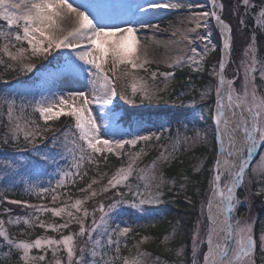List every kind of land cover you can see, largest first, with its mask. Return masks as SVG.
<instances>
[{
    "label": "snow or ice",
    "instance_id": "snow-or-ice-1",
    "mask_svg": "<svg viewBox=\"0 0 264 264\" xmlns=\"http://www.w3.org/2000/svg\"><path fill=\"white\" fill-rule=\"evenodd\" d=\"M211 2L213 8L210 12L192 13L195 27L190 31L196 32L201 27L209 28L208 18L211 17L214 18L223 37V58L218 63V69H213L218 77L214 121L220 153L215 161L212 196L207 202L208 224L205 228V237L202 239L199 232L194 233L191 264H256L257 239L254 236V225L249 220H242L232 213L235 212L237 205L242 203L237 196V190L245 185L250 165L253 175L259 173L264 176V155H261L255 164L252 163L257 146L264 145V94L260 91L264 88V83L261 85L256 83L257 78L264 82V59L257 57V38L253 34L243 50L236 69L237 74L232 79L225 78L226 64L230 62L233 51V28L222 19L225 5L217 4V0ZM242 4L245 15L248 14L249 8L254 7L251 0H242ZM119 7L121 6L91 2V0H79V2L78 0H0V22L5 25L0 28V62H3V57L6 56L18 64L21 71L31 72L35 64L30 61L46 59L54 52L66 50L63 63L58 65L56 72L47 74L45 80L54 81L61 76L75 73L84 76L85 79L91 78L89 82L92 85L89 92L69 91L61 94L50 92L49 95H41L40 100L35 102H21L19 108L14 99L0 98V104L7 106L8 133L3 142L7 143L8 138L19 141L22 134L24 141L33 146L37 157L44 163H57L48 152H41L36 146L37 140L47 139L44 133L51 129L41 127L38 120L26 114V108L31 107L32 113L38 114L44 125L62 116L73 120V125L63 133L64 141L61 143L64 151L59 156L60 160L65 161V167L57 172L55 187L51 186V181L48 182V187L38 182H29L25 189L26 194L43 199L46 194L53 193L51 200L56 202L60 198L59 194H56V189L65 187L69 183L75 185L77 178L82 181L88 175L86 165H95L99 176V179L92 177L84 188L79 189L80 192L89 195L72 202L71 194L65 193L68 199L60 207L31 204L26 200H8L3 193H0V205L7 201L33 210L31 215L21 217L12 216L11 209H4L8 219L6 221L0 218V245L3 246L0 251H3L6 259L0 261V264H8L14 255L22 264H115L118 258L122 260V264H145L142 258L146 255L144 253H138L134 258L119 257L120 237L127 236L132 229L114 222L111 217L121 205L128 203L129 193L133 201L129 207L133 209L160 202L162 195L160 189L166 181L163 172L157 175L156 168L158 164H166L175 159L179 141H173L171 152L167 147L161 146L164 151L157 159L150 166L139 170L138 178L145 181L144 191H140V185H136L134 189L129 178L136 171L135 166L143 155V149L139 152L127 153L123 150L126 145L135 148L141 141L147 142L153 138L159 140L162 133L137 134L131 139L107 138L113 129L118 127L119 117L108 106L112 105L113 98L118 95L116 83L122 76L130 78L128 87L131 89V97L134 98L139 93L144 100L159 98L157 89L150 88L142 77L135 75L136 70L144 69L145 65L150 63L147 50L137 36V27L130 20L124 25L109 23L118 18L119 13L116 10ZM136 7L138 12L145 13L149 9L161 7L179 9L182 5L149 2L147 7L140 5ZM67 23L71 26L67 27ZM138 23L141 28L150 27L143 21ZM240 24L245 26L243 18ZM256 24L264 28V4L260 6ZM208 38L206 35L192 37L188 34L183 37L190 44L195 43L196 39L207 41ZM190 51L192 55L187 57V61L197 66L194 70L201 71V60L197 59V49L193 47ZM207 51L209 47L206 44L205 53ZM109 63L112 65L111 76L105 69V65ZM181 63V57H176L173 61L176 66H180ZM121 69H123L122 73ZM151 75L153 79L156 77L155 72ZM162 75L167 79L174 74L167 72ZM237 79L241 81L239 90L235 87ZM119 95L129 104L135 103L125 91H121ZM206 95L208 92L203 91L201 98ZM92 105L106 109L100 113L103 118L102 124L98 122ZM228 111H231L232 119L228 118ZM73 128L75 131L72 130ZM237 132L243 135V143L239 148L236 147ZM69 135L73 137L71 141L68 140ZM52 144L53 148L57 147L56 137H53ZM65 152L67 155L64 154ZM110 154L117 158L127 155L128 162L118 167L102 188L94 189L93 185L98 184L107 175L99 172L101 159L107 163ZM233 157H239V164L232 159ZM69 158H71L70 163H68ZM16 168L17 165L12 162L4 165L5 172ZM247 182L250 184L251 180L247 179ZM258 182L262 187L256 194H264V179ZM121 186L127 188L128 192L117 191L116 197L107 206L100 202L91 211L84 207L92 198L112 189H119ZM213 201H218L215 203V213L212 211ZM97 211L101 213L99 220L95 215ZM40 213H51L54 217L63 218L64 222L45 223L40 220L38 215ZM90 216L91 225L88 226L86 222ZM6 223L12 226L23 223L28 228L38 226L55 232L68 229L75 223L79 225V229L75 233L62 235L59 239L41 236L28 241L17 240L10 236L8 228L5 227ZM77 236L86 237L85 245L80 246L79 249L76 243ZM174 236L175 232L165 239L169 240ZM204 244L207 248L201 261L200 247ZM259 245L261 252H264V230L259 236ZM34 249L39 250L41 254L33 255ZM49 251L52 254L51 260L47 259ZM61 252H66L65 259L61 258ZM113 252L115 254H111ZM176 255L178 257L183 255L182 247L176 250Z\"/></svg>",
    "mask_w": 264,
    "mask_h": 264
},
{
    "label": "rangeland",
    "instance_id": "rangeland-1",
    "mask_svg": "<svg viewBox=\"0 0 264 264\" xmlns=\"http://www.w3.org/2000/svg\"><path fill=\"white\" fill-rule=\"evenodd\" d=\"M154 1L155 0H91V2H103V3H107V4L121 6L116 10L119 13L118 18H115V19L109 21V23L119 24V25H124L126 21H129V20L131 21V19L134 17L136 18V17L146 16V14L151 9H149L145 13H141V12L137 11L136 6L140 5V6L147 7L149 2H154ZM168 1H170L172 4L182 5V7H180L179 9L170 8L169 14H168V16L171 17L172 21L174 20L175 22L179 23V28L173 29V31H166L165 33L162 34V35H165L167 38H171V43L173 44V48L176 50H175L174 54H172V55H164V56L163 55H153L151 57H148L150 63L145 65L144 69L136 70V72H135V75H137L138 77H142L150 88H155V89H156V87H154L152 85V82H150V81L154 80L152 78V75H151L153 72L156 73L155 78L161 82V89H163L167 86V84H165V83L169 82L170 78L166 79L162 75V73H167V72L172 73V71H169L165 68L189 66L191 69L194 70V68L197 67L196 65H192L191 62L187 61V57L189 55H192V53L190 51L191 48L195 47L197 49V59L201 60V64H200V67H202L201 71L204 70V68L206 66V62L209 61L208 55L211 52L215 51L217 49V46H221V54L223 53V37L220 34V32L216 26V22H215L214 18H211V17L208 18L209 28L201 27L200 29H197L196 32L190 31V29L195 27V24L192 22V13H194V12H210L213 8L211 0H168ZM78 2H79V0H78ZM227 2L229 3L228 8H227V4H224L222 2V0H217V4L223 3L225 5L222 17L223 16H229L231 14V17H230L231 21L233 24L236 25V26L234 25V28L237 30V33L239 32V35H240L238 42H237V44H238L237 47L239 49L238 57L236 58V60H234L233 51H232V54L230 57V62L226 64V68H225V72H224L226 74L227 78L232 79L234 77V75L237 74L236 69L239 65L241 58H242L243 50L245 49L247 44L250 42V37L253 34H255L256 38H257V57H258V59H264V50L261 48V45H259V43H258V34L255 31V28L259 27L256 24V16L258 15L261 4H264V0H251V3L254 7L249 8L247 15H245V10H244V6L242 4V0H227ZM237 8H238V11H237ZM130 16L132 18H130L128 20H124L125 18H128ZM241 18H243L245 26H241V24H240ZM4 26H5L4 23L0 22V28H2ZM70 26H67V27H70ZM209 29H210V35H209ZM185 34H188L192 37H197L198 35H206L209 38L207 41H201L199 39H196L195 43L190 44L188 41L183 39ZM233 41H234V37H233ZM206 44L209 47V51H207V53H205V45ZM59 52L60 53H58V52L53 53V54L58 53L57 57L54 59V62H55L54 66L50 65L47 68L38 69L37 60L36 61L35 60L30 61V63L35 64V68L32 70L35 72L33 75H28L30 72L29 73L23 72L21 70L17 71V69H20V66L18 64H15L13 61L9 60L6 56H4L3 62L6 63L9 67H11L12 72L23 73L22 78H26L28 76L29 81H27V80L26 81H17L13 85H11L10 83H7L8 81L6 80L5 83H7V84H5L4 87L0 88V89H3V90H0V98L14 99L16 101L17 108H19V105L21 104V102H27V101L35 102L37 100H40L41 95H49L50 92H55L56 94L67 93L69 91L89 92L90 91L89 79H85L84 76L78 75L75 73H71V74L61 76L54 81L53 80H48V81L45 80V77L47 76V74L56 72L58 65L63 63V56L66 55L67 52H66V50H60ZM176 57L182 58V63L180 64V66H176L173 64V61L175 60ZM201 57H202V59H201ZM220 60H221V57L216 59L213 62L210 61L208 63L209 75H210L211 80L208 82V85L205 88L201 89L202 91L208 92V95H206L205 98H209V96H211L210 94H213V96L215 97V100H216L215 89L218 85V77L214 74L213 69L214 68L218 69V63ZM3 62H1V63H3ZM170 65H172V66H170ZM111 68H112L111 63L105 65V69H106V71H108L110 76L112 75ZM122 70L123 69H121V71ZM15 71H17V72H15ZM12 72H10V73H12ZM25 73H26V75H25ZM240 75L242 76V73ZM257 76H258V73H257ZM126 79L127 80H126L125 84H127V87H126L125 92L127 95H129L130 98H133V97H131V89H130V87H128V85L130 84V78H126ZM121 81L123 82V77H121ZM240 83H241L240 79H237L235 82V87L238 90L240 88ZM256 83H257V85H261L264 82H262L259 78H257ZM260 91H261V94H264V88H261ZM117 92H118V90H117ZM157 96L159 97L158 99H153V100L149 101V100L142 99L141 95L139 93H137V95L133 99L135 101H137V104L146 103L150 106L152 105V103H150V102H155L158 100L163 101L166 99V97L162 98L158 94V92H157ZM117 98H119V94L113 98V103H112V105L108 106V108L118 115V117H119V119L117 120L118 127H115L113 129V132L107 138L131 139L133 135H137V134L138 135H151V134L160 135L162 133V135H160V139H164L170 135V132H171L170 121L169 120H167V121L161 120V118H159V117H156V118L154 117L153 120H150L147 117L144 118L141 116H134L131 124L123 123L121 121V116H122L121 114L123 113V111L120 107H118L116 105V104H118L116 102ZM121 100H122L123 104H125V102L128 103L123 98H121ZM123 104L120 103V105H123ZM129 105L136 106L135 104H129ZM210 106H211V102L207 103L205 105V107H203V108L208 111L211 108ZM215 106H216V104H215ZM215 106H214L213 110L215 109ZM92 108H93V112L97 114L98 122H100L102 124L103 118L100 116V113L105 111L106 109H104L98 105H92ZM6 110H7V106L0 104V131L2 134H5V135H7V133H8V127H7L8 121H7V116H6ZM25 112L31 118L38 120L36 118L35 114L32 113L31 107H27ZM200 113L201 112L198 109L196 112H193V114H191L189 116V118H198L200 116ZM154 119L157 120V122H155ZM193 123L194 124H191V125L184 124V126L182 128L178 127L176 129H174L173 130L174 133H171V135L168 137V139L164 141L166 143L163 142V143L159 144V146H165V147H167L168 151L171 152L172 151V143L174 140L179 141V143L177 144V148H179L180 144H182V143H185L187 146L192 145V144H196L200 141V139H202L205 143L210 144V146H213L214 141L217 142V133L215 130L216 126H215V121L213 118L210 120H207V121L201 119V122H196V120H195V122H193ZM190 129L193 131L190 136H187L186 134H184V132H186ZM21 138L23 139L22 134L20 136V139ZM152 140L157 141V139H155V138H153ZM18 142H21V141H18ZM148 142L149 141H147V142L141 141L140 143H138L135 146V148H131L130 146L126 145L125 149L123 150L125 153H127L129 151L139 152V151H141V149H143V155L137 161L136 166H135L136 171L133 174V176L129 178V182L132 184L134 189H135L136 185H140V191H144L143 185H144L145 181L138 178L139 170L142 168H146L152 164V162H150V161L149 162L147 161V163H144V159H146L145 156L147 154V148L144 145H146ZM217 147L219 148L218 145H217ZM218 148L216 151L215 161L219 156ZM162 151H164V148ZM32 152L33 153L29 154V156L23 155V154H18V156H15V157H8V158L0 157V193H3L4 196L10 197V195H8V193H16V192L26 193L25 189L27 188L29 182H38V183L43 184V186L48 187L49 186L48 182L51 181V186L55 187L56 180L58 179L57 172L59 171V169H62L65 167V161L60 160L59 154L52 152V151H46V152H48L50 157L54 158L57 161V163L56 164H53L51 162L44 163L43 161L39 160V158L36 155L35 150H32ZM41 152H45V151L41 150ZM160 153H159V155H160ZM64 154L67 155L66 152ZM261 155H264V145H258L257 146V149L253 155V158H252V163L255 164L257 161H259V158ZM123 156L124 157L122 159V162L119 163V165L115 166L114 171L105 172V173H107V175H105L103 177V179L100 180V182L98 184L93 185L94 189L98 190V189L102 188L103 185L107 184L108 179L111 177V175L116 171V169L118 167H120L122 164L123 165L127 164L128 156L127 155H123ZM70 160H71V158H69L68 163H70ZM7 162H12V163L16 164L17 168L16 169H9L7 172H5L4 165ZM58 165H59V167H58ZM213 165L214 166L211 168L212 173L210 174L211 177H210L209 183L207 184V187L205 188L206 200L204 201V199H203L202 203L200 204L201 205V211H200L201 213H200L199 218H197L198 220H196L195 226L193 229L194 232H193L192 237H191V245H190L191 251H192V247H193L194 233L199 232L200 237L202 239L205 237V228H206L207 222H208V219H207V210H208L207 202L211 198L210 196L212 194V180L214 177L215 162ZM251 167H252V165H250L249 170L247 172V179L251 180V178H253L254 180H256V184L254 185L252 182L249 184L247 182V179H246L245 185L242 188H240V189H242V195L243 196H238V193H237V196H238L239 200L242 201V203L237 205V208H236L235 212L233 213V215L237 216L238 218H240L242 220H249L250 222H252L254 225V230H255L256 229L255 224L264 218L263 214L256 211L255 206H253V200H254V196H255L254 194H255V192H257L259 190L260 187H262V185L258 181L260 179H264V176H261L259 173L257 175H253V173L251 171ZM156 173L158 175V166L156 168ZM97 179H99V176L97 177ZM86 185H84V187ZM66 186L56 189V194H59V196H60V198L56 202H52V200H51V196L53 193H48L45 195V198H43V199H40L35 195L34 197L36 198V200L34 201L33 204H44V205L49 206V207H60L65 202V200L68 199V197L65 195V193H70L67 190ZM84 187H82V188H84ZM112 190H116V189H112ZM110 191L92 198L91 200H89L84 205V207H86L87 209H89L91 211L94 207L98 206V204L100 202H103L105 204V206H107V202H105V201L109 198L108 195L110 196V198L114 195V193L113 192L110 193ZM87 195H89V193L80 192V191L76 192V193H74L73 196H71L72 202H74V200L77 198H83ZM48 198L50 201L47 200ZM8 200H18V199H16V198H10L9 199L8 198ZM132 202H133L132 200H129V203H132ZM11 205H13L15 207L21 206V205H16V204H11ZM1 206H3L4 208L0 209V218L5 219L7 221L8 214H6L4 212V209H6V208L11 209V206L9 204H5V205H1ZM240 206L243 207V212L241 214L237 210L238 207H240ZM12 209H13V207H12ZM21 211H19V212L18 211H12L11 215L12 216L19 215V216L23 217L25 215H31L33 213V211H32L29 214H24ZM116 213H118V212L116 211L115 213H113V215L111 217V219L114 222H115ZM38 215H39L40 220L44 221L45 223L60 224V223L64 222L63 218L54 217V216H52L51 213H40ZM95 215H96L97 220H99L101 213L99 211H97L95 213ZM116 223L121 224V226H129L130 227V225H128L125 222L118 221ZM86 224L88 226L91 225V216L88 218V221L86 222ZM10 226L11 225H9L7 223L5 224V227L8 228V230H9L10 236L14 237L17 240H28V241L34 240L35 238L41 237V236H48V237H53V238L59 239L62 235H68L70 233H75L79 229V225L75 224V223L71 224V226L68 229H64L61 232H55V231L46 230V229L42 228L41 234H38V235L34 236L33 238L32 237L27 238L24 236H20L18 233H16L15 229L12 230V228ZM262 227H263L262 230H264V221H263ZM260 235H261V233H260ZM122 237H125V236H122ZM122 237H120L121 242H123ZM85 239H86V237H79V236L76 237V243H77L78 249L80 246L85 245ZM2 247L3 246L0 245V248H2ZM88 247H90V245H88ZM201 247H202V245H201ZM201 247H200V254H201V258H202L204 250L202 251ZM203 249H204V246H203ZM138 253H144V251L141 250V252L133 253V255H125L121 252V247H120L119 257L134 258ZM32 254L37 255V254H41V253L39 250L34 249L32 251ZM111 254H115V253L113 252ZM256 254H257V252H255L256 264H261L260 262L259 263L257 262V259H256L257 255ZM77 255H79V251H77ZM60 256L62 259H65L66 258V252H61ZM191 257H192V254H191ZM142 258L145 260V264H191V261H192V259H190L187 261L188 263H186L185 261L181 262L182 260L180 262L175 260L173 262L168 261V263H167L166 261L163 262V259L162 260H157V259H153V258L151 259L148 255H145ZM5 259L6 258L4 256L3 251H0V261H5ZM47 259H49V260L52 259V254L50 251L48 252ZM200 260H202V259H200ZM8 264H22V262L18 261L14 255L12 260L8 261ZM115 264H122V260L118 258L115 261Z\"/></svg>",
    "mask_w": 264,
    "mask_h": 264
},
{
    "label": "trees",
    "instance_id": "trees-1",
    "mask_svg": "<svg viewBox=\"0 0 264 264\" xmlns=\"http://www.w3.org/2000/svg\"><path fill=\"white\" fill-rule=\"evenodd\" d=\"M224 4L229 3L227 0H222ZM231 14L229 16H223L224 20L230 23L233 27L234 41H233V57L234 60L238 57V39L239 32L234 28V25L231 21ZM236 26V25H235ZM255 31L258 34V43L261 45V48L264 50V28L256 27ZM237 38V39H236ZM241 38V37H240ZM57 54H52V56L37 60L38 69L47 68L50 65L55 64L54 59L57 57ZM221 55V46H217V49L211 52L208 55L209 61L206 62V66L203 71H195L189 66L186 67H175V68H165L169 71H172L174 74L169 82L165 83L167 86L161 89V82L154 78L152 85L158 90V94L165 100H158L155 102H150L152 105L146 103L137 104L136 106L129 105L125 102L123 104L121 96L116 99V104L123 111L121 114V121L125 124H131L134 116L147 117L150 120H153L155 117L161 118V120L170 121V135L174 133L173 130L176 128H182L184 124H194L193 122H201L202 120H210L213 118V108L216 103L215 97L213 94H210L209 98H201V89L205 88L208 85V82L211 80L209 75L208 63L215 61L220 58ZM54 66V65H53ZM20 69H17L19 71ZM12 72L11 67L6 63L0 62V88L4 87L5 84L10 83L13 85L17 81H29V77L22 78L21 72L10 73ZM15 71V72H17ZM123 70L121 71V73ZM29 73V72H28ZM35 72L31 71L28 75H33ZM26 75V73H25ZM123 77V76H122ZM8 81L5 83V81ZM126 78L123 77V82L118 80L116 87L118 94L121 91H126L127 84ZM121 81V82H120ZM126 85V86H125ZM3 90V89H0ZM170 100H169V99ZM211 102V108L207 111L203 107L207 103ZM123 104V105H120ZM155 103V104H154ZM200 110V116L198 118H189L193 112ZM196 110V111H195ZM38 119L41 127L50 128L51 131H46L44 136L47 137L45 140H37L36 146L41 151H52L57 154H60L64 151L63 144L64 141L63 133L66 129L73 125V120L69 117L62 116L58 120L49 121L47 125H44L42 119H40L38 114H35ZM201 117V118H200ZM155 120V119H154ZM157 122V120H155ZM75 131V129H72ZM192 130L184 132L187 136L192 134ZM169 135V136H170ZM168 136V137H169ZM6 135L2 134L0 131V157L8 158L15 157L18 154L28 155L32 154L33 146L28 144L22 138L19 141H13L11 138H8V142L4 143ZM53 137L57 138V147L53 148L52 139ZM168 137L160 140H151L146 145L147 154L144 163L153 162L159 156V153L163 150V147L159 144L163 143ZM73 137L69 135L68 140L71 141ZM18 142V143H17ZM166 143V142H164ZM47 145V147H45ZM69 146H71L69 144ZM143 146V147H144ZM142 147V148H143ZM217 143L214 141L213 146L205 143L202 139L196 144L187 146L185 143L180 144L177 148L175 159L171 160L169 163L158 164V175L160 172H163L166 183L160 189L162 193L160 197V202L157 204H145L139 209H133L129 207V200H132L131 194L129 193L128 203L123 204L117 210L118 213L115 215V222L121 221L130 225L132 229L127 236L122 237L123 242L120 243L121 252L125 255H133V253L144 251L151 259L162 260L163 262H173L177 260L178 262H186L192 259L191 254V237L194 232V226L197 218L200 216L201 203L205 197V188L209 183L212 170L214 166L215 156L217 151ZM36 151V150H35ZM124 156L117 158L115 155H108L107 163H104L101 159L99 165V172H112L115 169L116 165L122 162ZM88 175L84 177L81 181L77 178L75 185L68 184L66 186L67 190L71 193V196L74 193L79 192V189L88 184L92 177H98L96 166L95 165H86ZM199 169V170H197ZM252 176V175H251ZM251 182L255 185L256 180L251 178ZM120 192H128V189L121 186L119 189H116ZM116 190H111L110 193L114 195L105 201L110 204L112 200L116 197ZM115 191V192H114ZM255 192L253 206H255L256 211L262 213L264 216V194L257 195ZM10 197L7 198H16L18 200H26L29 203H34L36 198L35 195H28L26 193H8ZM238 196L242 195V189L238 191ZM48 201L49 198L47 199ZM9 204L12 211H21L24 214H29L33 210L21 206H13L7 201L2 205ZM4 208L0 205V209ZM238 212L241 214L243 212V207H238ZM264 218L255 224L256 229L254 230V236L257 239V262L264 264V252H261L259 245V236L262 231V224ZM12 230L15 229L16 233L24 237H34L38 234H41L42 228H28L23 223L19 226H10ZM44 231V230H43ZM175 232V236L172 239L166 240V237L172 235ZM204 244V248H205ZM203 246L201 247L203 251ZM183 248V255L178 257L176 255V250ZM200 259L201 254H200Z\"/></svg>",
    "mask_w": 264,
    "mask_h": 264
},
{
    "label": "bare ground",
    "instance_id": "bare-ground-1",
    "mask_svg": "<svg viewBox=\"0 0 264 264\" xmlns=\"http://www.w3.org/2000/svg\"><path fill=\"white\" fill-rule=\"evenodd\" d=\"M154 3L165 4L171 2L168 0H155ZM169 10L170 8H163V7L154 8L149 10L146 16H141L136 18L135 17L132 18L130 16L124 19V20H128L132 18L131 22L138 29L137 36L140 38L142 45L146 48L148 57H151L153 55H163V56L172 55L176 50L173 48V44L171 43V38H167L165 35H162L166 31H173V29L179 28V23L175 22L174 20L172 21L171 17L168 16ZM138 21H143L144 23L149 24L150 27L141 28ZM157 25L158 27H156ZM66 26H70V23H67ZM222 57H223V53H222ZM224 75L226 79H229L227 78L225 73ZM90 79L91 78H89V80ZM91 87L92 85L90 84V89ZM225 103H227L226 98H225ZM215 110H216V106H215ZM227 116L229 119H232L231 111L227 112ZM233 127H235V124H233ZM236 141H237L236 147L239 148L243 143V135L240 132L236 133ZM219 153H220V148L218 154ZM232 159H234L236 163L239 164V157H233ZM217 202L218 201H213V208H212L213 213L216 212L215 203ZM207 217H208V210H207ZM206 248L207 246L205 245V248L203 249L204 252H206Z\"/></svg>",
    "mask_w": 264,
    "mask_h": 264
},
{
    "label": "water",
    "instance_id": "water-1",
    "mask_svg": "<svg viewBox=\"0 0 264 264\" xmlns=\"http://www.w3.org/2000/svg\"><path fill=\"white\" fill-rule=\"evenodd\" d=\"M223 19V18H222ZM223 57H222V55H221V59H222ZM214 118H215V116H214ZM219 140V139H218ZM215 174V173H214Z\"/></svg>",
    "mask_w": 264,
    "mask_h": 264
}]
</instances>
